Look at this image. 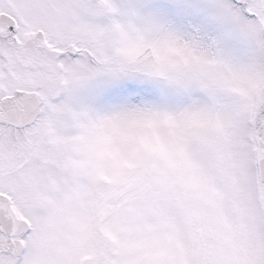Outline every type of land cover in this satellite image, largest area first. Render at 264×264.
I'll list each match as a JSON object with an SVG mask.
<instances>
[{
  "label": "snow or ice",
  "instance_id": "obj_1",
  "mask_svg": "<svg viewBox=\"0 0 264 264\" xmlns=\"http://www.w3.org/2000/svg\"><path fill=\"white\" fill-rule=\"evenodd\" d=\"M0 264H264V0H0Z\"/></svg>",
  "mask_w": 264,
  "mask_h": 264
}]
</instances>
